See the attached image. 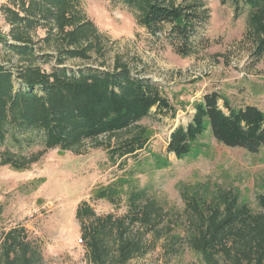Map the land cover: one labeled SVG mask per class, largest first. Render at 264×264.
Here are the masks:
<instances>
[{
	"label": "trees",
	"instance_id": "trees-1",
	"mask_svg": "<svg viewBox=\"0 0 264 264\" xmlns=\"http://www.w3.org/2000/svg\"><path fill=\"white\" fill-rule=\"evenodd\" d=\"M134 13L136 23L155 45L162 40L180 57L207 47L209 13L203 0H112ZM233 7L234 17L246 9V37L253 63L264 60V0H218ZM6 28L0 25V166L27 168L50 148L75 151L87 139L116 132L174 108L158 82L133 73L119 57L111 68L87 64L70 68L72 59L105 56L104 36L90 20L81 0H6L0 5ZM206 129L228 147L256 153L264 148V112L254 104L233 106L213 90L194 103L185 125L169 135L166 151L178 159L191 151ZM144 128L109 146L110 159L134 155L145 147ZM34 134L43 149L32 156L6 147L19 134ZM26 138V143L33 142ZM2 148V149H1ZM184 201L182 224L171 226L161 205L143 189L131 190L121 216L96 215L86 202L76 207L81 241L90 264H127L142 257L161 240L163 253L178 254L184 246L204 264H264V193L253 211L229 189L180 191ZM109 187L97 198L115 203ZM0 264H44L40 249L25 229L1 234Z\"/></svg>",
	"mask_w": 264,
	"mask_h": 264
},
{
	"label": "rangeland",
	"instance_id": "rangeland-1",
	"mask_svg": "<svg viewBox=\"0 0 264 264\" xmlns=\"http://www.w3.org/2000/svg\"><path fill=\"white\" fill-rule=\"evenodd\" d=\"M5 1L0 0V5ZM203 1L209 13L204 32L207 47L180 57L167 41L153 44L136 23L134 13L122 3L81 0L87 17L104 36L105 56L72 59L66 65L77 68L103 60V68H111L119 57L133 73L158 82L174 115L169 111L154 113L152 108L135 126L111 138L100 135L87 139L75 151L46 149L27 168L0 166V238L4 231L21 226L40 249L44 264H90L75 218L76 207L82 202L96 215L121 216L127 211L129 191L143 189L162 206L167 221L174 226L183 223L181 190L201 193L219 187L231 190L253 211H260L257 196L264 193L263 147L256 153L228 147L206 129L185 157L178 159L166 151L170 132L190 120L194 103L206 92L216 90L233 106L254 104L264 112V60L253 63L250 59L246 9L234 17L231 5ZM0 25L6 28L1 12ZM202 67H211L212 73L193 78L191 71ZM138 127L145 130V147L134 155L110 159L109 146H116ZM17 136L22 142L9 137L7 149L29 157L43 149L34 134ZM29 136L34 141L26 143ZM109 187L116 191L114 204L96 197ZM179 250L174 255L163 253L160 240L144 256L127 264H204L201 256L187 247Z\"/></svg>",
	"mask_w": 264,
	"mask_h": 264
},
{
	"label": "built area",
	"instance_id": "built-area-1",
	"mask_svg": "<svg viewBox=\"0 0 264 264\" xmlns=\"http://www.w3.org/2000/svg\"><path fill=\"white\" fill-rule=\"evenodd\" d=\"M191 72H192V76L194 78V77H198V76H203L205 74H210V73H212V69H211V67H208V68L202 67V68H197L196 71L194 70ZM79 241L81 242V239H79Z\"/></svg>",
	"mask_w": 264,
	"mask_h": 264
}]
</instances>
